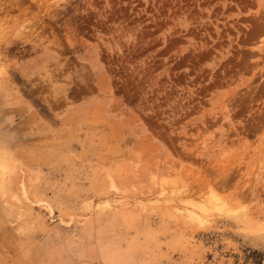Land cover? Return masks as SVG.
Instances as JSON below:
<instances>
[{
  "label": "rangeland",
  "instance_id": "374dc122",
  "mask_svg": "<svg viewBox=\"0 0 264 264\" xmlns=\"http://www.w3.org/2000/svg\"><path fill=\"white\" fill-rule=\"evenodd\" d=\"M264 264V0H0V264Z\"/></svg>",
  "mask_w": 264,
  "mask_h": 264
},
{
  "label": "trees",
  "instance_id": "16d2710c",
  "mask_svg": "<svg viewBox=\"0 0 264 264\" xmlns=\"http://www.w3.org/2000/svg\"><path fill=\"white\" fill-rule=\"evenodd\" d=\"M260 257H262V254L260 252H258L257 250H253L251 252V257L250 258L254 259L256 264L259 263Z\"/></svg>",
  "mask_w": 264,
  "mask_h": 264
}]
</instances>
